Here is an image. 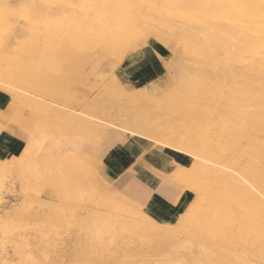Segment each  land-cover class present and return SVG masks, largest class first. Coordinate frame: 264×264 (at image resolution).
<instances>
[{"label":"rangeland","instance_id":"rangeland-1","mask_svg":"<svg viewBox=\"0 0 264 264\" xmlns=\"http://www.w3.org/2000/svg\"><path fill=\"white\" fill-rule=\"evenodd\" d=\"M102 1H103V3H102ZM127 1H128V3H127ZM132 1L133 0H116V1L115 0H101V3H100V0L99 1L98 0H89V1H86V0H49V1L48 0H3V1H1L0 0V11L2 12V13L0 12L1 13V15H0V80L10 81L11 85L17 86L19 89H21L25 92H28V93L30 92L34 95H37L41 98H44L46 101H50L51 103L58 104L59 106L61 105L65 109L69 110L71 113H73V112L74 113H82L83 112L84 115H87L89 113L94 114L95 103L101 101L104 98V96L106 95V93L108 92V90H109V92L107 94H110L112 96L115 95L114 97L117 98L116 101L118 103H120L117 105V109L119 108L118 110H120V112H122L123 110L126 111L125 109L128 108V106H129L128 109L135 108L137 106V108H135V110H139V109L145 110V108H147V106L149 104H151V102L149 103L151 98L153 99L151 101H155V103L152 102L154 105L157 102V106H164V107L165 106L170 107V105L171 106H178V104L181 102L183 104L185 101L188 102L189 99L186 98L187 96H185L184 98L183 97L181 98V95L183 94V96H184L186 93L185 89L181 90L182 89L181 88L180 89L181 91L178 89L179 90V91L177 90L178 92L176 91L173 93V95L171 94L172 91H175L173 84L171 82V78L174 76V72L176 71L175 69L178 68L177 64L180 66L181 64L185 63L184 61L182 62V60H181L182 63L180 62V57L177 58V57H174V55H172V53L174 51H176V48L178 47V45H179V47L181 46V41H180L181 39L177 35L179 32V30L177 28L179 27V29H180L179 23H177V22H180V20H178V18L176 20L174 18H172L173 20L170 18H166V17H168L167 13L171 12L176 5L173 4L174 3L173 0H167V1L166 0H162V1L161 0H151V1L149 0L150 3L147 2L148 4L146 2H143L145 0H143V1L142 0H134L133 2ZM159 1H160V3H159ZM87 2H89V3H87ZM120 2H121L120 7L115 6V5H120ZM5 3H6V5H3ZM30 3H31V5H30ZM187 3H188V5H186ZM192 3L194 4L193 1L184 2L182 4V7L185 6L186 8L187 7L190 8L191 6L193 7L194 5H196V4L192 5ZM130 4H132V5H130ZM133 4L135 6H137L136 9H135V6H133ZM160 5L162 6V8L160 7ZM163 5H166L165 9L167 11L169 9L170 11L167 12L164 9ZM97 6H98V8H97ZM113 6L116 7L114 9L115 11L112 9ZM169 6L172 8H168ZM101 7L102 8L104 7L103 10L101 9ZM2 8H4V9H2ZM84 8H87V9H84ZM150 8H152V9H150ZM160 9H162V10H160ZM105 10H106V12H105ZM116 10H118V12H120V13L118 14L116 12ZM120 10H122V11H120ZM159 10H160V12H159ZM86 11H87V13H86ZM139 11H141V12L143 11L144 13L143 12L141 13ZM99 12L100 13L104 12V13L100 14ZM164 12H166V14ZM9 13L12 15L10 16ZM121 13H124V14L132 16V17L134 15H136L133 18L135 23H138L139 25L141 24L142 26H145L144 27L145 29L148 28L147 30H144L146 33L144 31H142L140 37H143V38H140L138 36L136 37V35H133V36L124 35L120 30L117 31L118 29L113 30V28H114V27L112 28L113 22L114 21L116 22L117 19L121 20V18H120ZM149 13H151L150 15H152L154 18L147 19V17H148L147 15ZM160 13H164L165 15H162ZM113 14H115V16ZM143 14H144V17H143ZM91 15H92V17L96 15V17L92 18ZM137 15H138V17H137ZM19 16H20V18H18ZM158 16H160V17H158ZM163 17L166 18V20H163L164 22L170 21V23L171 22L172 23L169 24V23L165 22L166 24H164V22L161 20V19H163ZM95 18L97 19V21L95 20ZM18 19H20V20H18ZM54 19H56L57 21ZM156 19H158V20L156 21ZM12 20L13 21L15 20V21L12 22ZM145 20H146V22H145ZM150 20H152V21H150ZM92 21H94V22H92ZM158 21L162 22V24ZM51 22L53 25H51ZM156 22H158L160 24V26H158L159 24L157 23L158 24L157 25ZM173 22H175L176 24H174ZM153 23H154V25H152ZM54 24H56V25H54ZM36 25H38V26H36ZM57 25H58V28H56ZM166 25L169 27L167 28ZM173 25H175V26L173 27ZM54 26H55V28H54ZM161 26H163V27H161ZM164 26H165V28H164ZM44 27H46V28H44ZM171 27L173 28V31H171V29H172ZM40 28H41V30H40ZM64 28H66L67 33L65 32L66 30ZM110 28H112V29L110 30ZM169 28H171V29H169ZM175 28H176V30H175ZM46 29H47V31H46ZM150 29H152V30L150 31ZM161 29H164V30L169 29L167 31L172 32L173 35H170L171 33H168L167 31H163ZM200 29H202V33H207V30L204 27V25L201 24L198 31H200ZM43 30L46 32H44ZM59 30L61 32L63 31L62 33L64 35H61L62 33H60ZM108 30H110V31H108ZM48 31H50V33ZM153 31H155V33ZM151 32H153L154 34L153 33H152L153 35L150 34ZM157 32H158V34H157ZM190 32L194 33V31L191 29H190ZM44 33L45 34L47 33V34L44 35ZM97 33L99 36L97 35ZM119 33H120V35H119ZM148 33H149V35L147 36ZM195 33H197V32H195ZM2 34H4V35H2ZM92 34H93V36H92ZM96 35L99 38L100 37L102 38V36L104 35L103 37H105L106 40L99 41V40H97ZM111 35L113 37L115 35L116 36L113 38V37H111ZM117 35L120 36V38ZM163 35H164V37H163ZM63 36H65L64 37L65 39L62 38ZM89 36H90V38H88ZM145 36L148 38L145 39L146 38ZM153 36H155V37H153ZM170 36H172V37H170ZM127 37H129V39ZM201 37H203V35ZM178 39H180V40H178ZM92 40H94V41H92ZM166 40H167V42H166ZM63 42H66V44ZM95 42H98V43H95ZM125 42L127 44H125ZM91 43H93V44L91 45ZM94 43L98 44L96 46H99V47H96ZM82 45H85L87 48L85 50H82ZM131 47H133V48H131ZM133 49H135V50H133ZM221 49L225 50V48L219 47V49H218V47L217 48L214 47V51L216 53H218V55H220V56H222L224 54V51L223 50L221 51ZM89 50H91V51H89ZM217 50H218V52H217ZM120 53H122V54L120 55ZM94 58L97 60H95ZM175 60H177L179 62H177V61L175 62ZM137 61H139V63H137ZM165 61H167L166 63L168 64V67H166L167 65L165 64ZM190 66L192 67V69H195V68L197 69L198 67H200V65L198 66V65H195L194 63H190ZM8 75L10 78L8 77ZM14 75L16 77L15 79H14ZM17 75L18 76L21 75V76H19V78H18ZM52 77H54V78H52ZM6 78H8V80ZM9 79H11V80H9ZM35 81H37V82L33 83ZM53 82H55V83H53ZM119 82H121L123 84V86L125 87V90H127V91H131V90L134 91L137 88L138 89L139 88H142V89L145 88L147 91H151L152 93L149 95L150 97H148V96L146 97V99L150 98L148 101V105H146L147 101H146V103L143 101L145 99V97H143V99L140 98L138 100L139 102H136L133 104L132 103H127V104L124 103L127 101L126 100L124 101L123 96L114 87L115 85H118ZM64 83H65V85H63ZM22 84H24V85H22ZM109 84H115V85H112V87H110ZM2 85L7 87L8 93L4 90H0V91H2L4 93L6 99H8L11 102L12 106L14 104L18 105L17 106L18 111L21 112L24 116L34 117V119L36 121L35 128H36V126L39 125L40 128H38L33 133V135L34 134L36 135V133H37L39 136V135L43 134L42 132H44L46 134L48 133V135L50 134L49 136L45 134L44 135L45 139H44V136L42 135L43 141H42L41 149L39 150L38 155L36 157V161L41 162V160L43 158L44 149L46 147V143L48 142V140H53V141L57 142L58 145L60 146L58 148V150L55 149L53 151L51 157L46 158V159L43 158L44 162L43 163L41 162L40 165L38 166V171L40 173L39 174L40 176L38 175V177H36V176L32 177V175L30 173L29 174L28 173H22L21 174V172H20L21 168H20V164H19L20 162L18 160L15 161V164H14V166L12 165V168L11 167L6 168L5 169L6 171L4 170V172L0 171V173L3 172L2 174H0V177L3 178V186H4V187L2 186L0 189V253H2V251H3L2 258L5 257L7 263H9V264H18L19 263V264H21V262H22L21 258H23V256L20 257L17 255H19V254L23 255L21 252L24 251L25 253L28 252L27 254H30V258L32 259L33 264H59V263L60 264H69L70 258H71L70 254H72L73 250L75 249V243L79 240V238H81V234H82L81 231H83L81 224L83 221L82 219L86 216V210L88 208H95L97 205L106 214H108L109 216H112L113 218L119 219L123 223H127L129 225H132L135 222H142L144 220L143 221L144 223L145 222L149 223L150 220H152L153 222H155L154 224H157L160 227H162L164 224H169L170 226H168V227H170V228L168 230H170V233L178 235V236L180 235L178 238L181 240H184V238H188V236H189V238L191 237L190 239L192 241L190 242V246L188 245L189 247H187V246H186L187 248L185 247L186 250L184 248H182V250L184 249V251H181L179 249L176 250L177 254L179 255L180 260H182L181 257L191 258L193 256V253L197 252V250H198L197 248H199V246H201L200 244H202V245L204 244L206 246H209L210 237H208V234L210 233L209 230H210L211 225H212L211 220L209 219V217H207L205 215L203 216L202 214H199V215L195 214L196 215L195 216L194 214L192 215V214L187 213V211H188L189 207H193L195 209L197 208V212L203 211L202 208H204L206 206V202L208 200L207 198L209 197L208 195L212 189H215V185H213L212 182L208 181L207 183H205V182L200 183V184H203V186L198 184V186L200 188L199 189L197 185L195 187H192L191 186L192 184H191V182L189 183V181H187L188 182L187 183V182H181V181L176 180L175 173L177 174V172H179L181 170H185V169L187 170L189 168V165H190L189 162H190L191 158L188 155L179 153L178 151H175L172 149L161 148L158 146L156 147V145H154V143L152 141H148L146 139L142 140V139L138 138V136H135V135L132 136V134L130 135V133H120V135H123V134L127 135V136L130 135L129 138H130L131 142L135 143L136 145H139L137 140L144 142L145 145H147V148H149V151L151 150L152 152L157 153L158 158L162 159V164L165 165V167L169 170L168 172H170V169L174 168L172 174L169 173V175L166 177L160 175L161 179L162 180L166 179L167 180L166 182H168L169 180H172L175 184V190L176 191L181 192V191L185 190V191H187V193L190 194V196H188V198L183 200V202L181 203L180 209L176 213L175 220H172L170 222H167V223L157 222L153 218L149 217L143 211L140 204H138L141 207L140 213L139 212L138 213H125V212H123L122 211L123 206H125V205L129 206L132 203V199H130V198L124 199L123 198L124 196L121 194L122 188L119 185L122 181L121 179L123 176H120L117 179L113 180V183L109 189L112 191L113 194H115V196L120 194L121 196H123L122 198L120 196L115 197L108 190L110 197L108 196V193H107V195H106L107 199H106V197L105 198L102 197L103 202H100L99 199H97V200L95 199L96 202L95 201L90 202L89 200L88 201L87 200H84V201H78V200L77 201H67V199H62V197H60L61 192L58 194V192L61 190V187L59 185L60 184L59 182L62 180L61 175H60L61 171H64V169H67L68 167H70V168L73 167L72 168L73 171L76 170L75 168H77L75 173H76V175L77 174L79 175L78 169L83 168L84 164H86L87 166H96V165L98 166L100 163V159L103 156V150L101 147L102 139L100 140L99 138L100 137L102 138V136L105 134L98 137L99 134L97 132L96 133L97 141H95L96 137L94 139H92L93 136H95V134H92V133H94L95 131L92 130V133H91V130H90V131H88V133L86 132L87 135H86V133L84 135V133L81 134L77 131V128H75V126L78 127V124L80 126L81 123H79L76 118H74V117L69 118L68 117L65 120L66 121L65 123H60L57 120V118L55 116H53V114H55V112L53 110L54 108L51 109L48 107L47 104H39V103H38L39 106L37 104H34V105L31 104L33 106H31V105L29 106V105H27V103L23 97H21L20 99H16L13 96V90H11L7 85H5L3 83H2ZM39 86H41V88ZM78 87H80V88H78ZM201 87L203 88V89L202 88L201 89L204 91L205 86L203 85ZM36 88H38L42 92L39 91L38 89L36 90ZM78 89H79V91H77ZM104 89L107 91L103 92L102 90H104ZM33 91H35V92H33ZM114 92H116V93L112 94ZM179 92H180V94H179ZM203 93L204 92H202L201 94H203ZM66 94H67V98H66ZM119 96H120V98H119ZM55 97H57V98H55ZM68 97H69V99H68ZM163 97H165V98H163ZM168 97L170 99H174V101L170 100L171 101L170 102ZM156 98H158V99H156ZM14 99L16 101H14ZM60 99H62V100L59 101ZM65 99H68V101ZM179 100H182V101H179ZM191 100L192 99H190V101ZM200 100H201V98H200ZM200 100L199 101L196 100V103H194V106H193V103L192 104L190 103L192 111L193 110L197 111L198 109L201 108V106L204 105L202 103V101H200ZM140 101L142 104L140 103ZM164 102H165V105H163ZM174 102L175 103L177 102L176 103L177 105ZM191 102H193V101H191ZM198 102H200V103H198ZM220 102H221V100H217L216 106L219 109L217 110L218 112L216 111L217 113L215 112V114L218 117L220 116L219 119H216L218 117L213 113L211 116L213 117V115H214L215 121L212 120L213 119L212 117L210 119H207L208 122H205L206 120L205 121L202 120L204 124L207 123L206 126L210 125V123H209L210 120L213 121L212 122L213 124L211 123V125H214L215 130H211V128H209V127L207 128L206 126L203 127L202 123H198L200 125L202 124V126L200 127L198 124H196L197 121L195 120L196 122H194L193 119H191L188 128L185 129L184 124H186V123H181V122L178 123L174 120V118L172 116H170V117H172L170 119L169 115H168L169 118L165 117L164 120L162 119L163 122H161V125H160L161 128L163 127L162 129L159 126V124H160L159 121H162L161 120L162 117L160 118V120H157L159 123H156L157 121L154 122V124L156 126L154 124L153 125L156 128L159 126L158 129L160 128V130H163L164 127L166 128L168 125L170 126V124H171V127H173V128L175 127V129L177 128V130L179 132H182L184 130L187 131V129H193L194 124H195V128H197L196 126H199L198 127V129H199L198 133H200L199 137H200L201 143L204 144L205 141L207 142L209 140L207 143L209 144V142H210L211 144H209V145L204 144V146L205 147L210 146L209 148L208 147H206V148H208L209 150H212V151H214V150L216 152L221 151L218 153L220 155H222V159L224 161H226V162H224L221 159L219 162H216L215 164L218 166V168L219 167H220L219 169L228 168L227 171L229 173H232V174L235 173L234 176L238 177L237 174L239 175V173L237 171H233V172L231 171L234 168L233 166H231V161L233 158L236 159L237 157H239V155L243 151H245L243 149H246L249 146H246L245 144L241 143V144L245 145V148L241 149L240 146H242V145L237 144V145H234L235 148L230 146V148H232V149H230L228 147L229 145L224 144V142L227 143L226 140L224 142H222L220 140L221 139L220 135L223 132V128H222L223 125H219V124H220V122H223L225 120V119H221V116H222V118H226V113H225V111H223L224 110L223 104L222 103L219 104ZM217 103L219 104V106ZM128 104H130V105H128ZM181 104H179V105H181ZM197 104H198V107H197ZM201 104H203V105H201ZM139 105H140V107H139ZM120 106H122V107H120ZM123 106H124V108L126 106V108L124 109ZM155 106H153L152 104L149 105V108L146 109V111L149 110L148 112H151L150 110H152L153 112H156L153 110V109H155ZM46 107H48V109H46ZM220 107H222V108H220ZM117 109L115 110L116 112H118ZM45 110L47 113H45ZM88 110H91V111H88ZM220 110H221V112H220ZM37 111H40L42 113H40V114H39V112L36 113ZM87 111H88V113H87ZM193 112H195V111H193ZM221 113H223L224 115H222ZM219 114H221V115H219ZM120 115H122V114L118 113L116 116H120ZM133 117H135V116H133ZM92 121L93 122L95 121L93 126H97V125L102 126L100 120H98L97 118L96 119L92 118ZM167 121L170 124H168ZM191 122H192V124H191ZM0 123L3 126L2 127L3 129H5V130H7L13 134V118H12V121L9 120L5 124V120H4V118H2V113H0ZM72 124H73V126H72ZM166 124H167V126H166ZM45 126H50L54 130L52 129L51 130L52 132L51 131L46 132L47 130H45V128H44ZM216 126H217V128H216ZM200 128L201 129L207 128L208 133L212 136H210L207 132L204 133L203 132V131H205L204 129L202 130V132H203L202 133ZM40 129H42V130H40ZM109 131L117 133L116 131H114V129H109ZM218 132H220V133H218ZM217 133H218V135L215 136V134H217ZM16 134H17V136H19L23 139V137L19 133H16ZM88 134H90V135H88ZM204 134L207 135V138ZM33 135H32V137H33ZM91 135H92V137H91ZM29 136H30V134H29ZM51 136H53V137H51ZM61 136L63 139H64V136H65V138L67 137L66 140H68L69 142L61 139L60 138ZM68 137H71V138H68ZM79 137L81 139H79ZM201 137H202V139H201ZM215 137L219 138V139H216ZM74 139H76V140H74ZM213 139L215 141H213ZM28 140L24 143V146L27 144ZM91 140H93V141H91ZM23 141H24V139H23ZM73 141H74V143L78 142V144L80 146L77 149H74V147H73L72 152H74V153H70V155H69L67 152L69 151V149L73 145H75L73 143ZM202 141H204V142H202ZM64 144H67V145H64ZM222 144H223V146H222ZM224 146H225V148H224ZM219 148H222V149L219 150ZM226 148H227V150H226ZM237 148H238V150H240V151L242 150V151L239 152L237 150L239 152L238 153L237 151H235V149H237ZM145 150H146V148H144L142 150L143 151L142 156H146V153L148 151L145 152ZM226 151L228 153H230V155L226 154L227 153ZM232 151H233V153H232ZM74 154H75V156H74ZM233 154H234V156H232ZM235 154L236 155L239 154V155L237 157H235L236 156ZM21 155H22V152L18 156H15V157L20 158ZM225 155H229L230 157L225 156ZM65 156H68V157H65ZM70 156H71V158H70ZM224 156L226 157L225 159H224ZM227 158H228V160H227ZM68 159H70V161H75V162H71V164H72L71 165L70 162L68 161ZM3 160H6V159H0V161H3ZM75 163H77V164H75ZM81 163L83 165H81ZM79 165H80V167H78ZM86 165L84 167H86ZM221 170H224V169H221ZM129 175L131 176L132 174H129ZM25 179H27L28 181H26ZM126 180H127V182H126V184H127L128 182H130L131 179H126ZM178 182H180V183H178ZM185 183H187V185ZM115 186L117 187V189L114 190ZM201 187H203L202 188L203 191H202ZM208 189H209V193H208ZM195 190L197 191L196 193L193 192ZM26 191L28 193H26ZM204 191H206L207 193ZM110 194H112V195H110ZM189 197H190V199H189ZM202 197H204V200ZM60 199H62V201H60ZM191 199H192V201H191ZM193 199H194V201H193ZM198 202L201 204H199ZM233 202H235V201H233V199H230V201H228L226 203H228V205H230V207H231V205L233 207ZM182 205L185 206V208ZM181 213H183V214H181ZM189 216H190V218H189ZM141 218H142V220H141ZM182 218H183V220L186 218L187 219L189 218L188 220L186 219L188 222L185 220L183 223ZM147 220H149V221L147 222ZM7 221H9L10 223H8ZM194 221L198 222L200 228H196L195 230L192 228ZM176 222H177V224H176ZM190 223H192V224H190ZM10 224H11V226H9ZM184 224H186L185 227L183 226ZM249 224L250 223H248L246 225V229H245L247 236L244 235L245 237H248L246 243L240 240L239 237L242 234H240V232L238 233V230L228 226L229 231L232 230L234 232V235L237 236V239L235 240L236 248H235L234 252L237 254V256L241 260H243L244 264H264V218L262 216L259 217V219L257 220V226L255 229H253V223L251 225H249ZM15 226L18 227L19 229L16 228ZM173 226H174V228H171ZM2 227L6 228V230L14 232L18 236L17 235L16 236L11 235V233L10 234L9 233L4 234ZM80 227H81V229H79ZM184 229L188 232L187 235H186V231ZM182 231L185 234L182 233ZM253 231H254V233H253ZM79 233H81V234H79ZM182 234H184V235H182ZM111 236L109 235V237H108V234L106 235V237H108V238H106L105 241L109 240L111 245L109 244V242H108L109 245L106 243L107 244V247H106L107 250H105L103 252L104 253V255H103L104 260H102L103 264H118V263L119 264H123V263L124 264H143V263H145V264H158V262H160L159 256L155 255L157 253H155V254L145 253L144 254L141 251L142 249H140L141 245H140L139 241H137V239L135 237L128 236V234L125 235L123 233H121L119 235H115V237L112 236V237H114L113 239ZM116 236H117V238H116ZM13 237H15V238L17 237L16 240L21 239L22 241L25 240V242L28 241L29 243L24 244L25 247H24V245H22L21 247L23 248V250L20 251L18 249L19 250L18 251L16 248H14V246L12 244ZM22 241L20 242V244L22 243ZM187 249H189V250H187ZM185 251H187L188 253ZM192 251H193V253H191ZM183 253H184V255H183ZM32 256H33V258H32ZM40 256H41V258H40ZM127 256H129L128 257L129 262H127L128 261V259L126 258ZM186 256H188V257H186ZM102 259H103V257H102ZM35 261H36V263H35ZM123 261H125L126 263ZM184 264H186V262H184ZM187 264H190V263H187Z\"/></svg>","mask_w":264,"mask_h":264},{"label":"bare ground","instance_id":"bare-ground-1","mask_svg":"<svg viewBox=\"0 0 264 264\" xmlns=\"http://www.w3.org/2000/svg\"><path fill=\"white\" fill-rule=\"evenodd\" d=\"M1 1H3V0H1ZM86 1H89V0H86ZM188 1H193L194 4H196V5H194L192 3V5H194L192 7L190 5L191 4L190 3L189 4L191 6L190 8H188V7L186 8L185 6L182 7V4L184 2H188ZM143 2L147 3V2H149V0L148 1L145 0ZM173 2H174L173 4L176 6L173 8V10L171 12H168L170 10L168 9V11H167L165 9L166 5H163L164 9L168 12L167 13L168 17H166V18H170V19L174 18L175 20L178 18V20H180V22H177V23H179V26H180V29H179V27L177 28L179 30L177 35L181 39V40L178 39L181 41V46L179 47V45H178L177 48L175 47L176 51H174L172 53V55H174V57H177V58L180 57V62L182 60V62L184 61L185 63L181 64L180 66L177 64L178 68L175 69L176 71L174 72V76L171 78V82L173 84L175 91H172L171 94L173 95V93L176 92L178 89L179 90L181 88H182L181 90L185 89L186 93L183 96V94H182L183 92H182L181 98L182 97L184 98L185 96H187L186 98L189 99L188 102L190 101V99H192L191 101H193V102L190 101L188 103L185 101L187 103L186 104L183 101L184 104L182 102H181L182 103L181 104L176 100L181 105H179V104H178V106H171L170 105V107L157 106V102H156V104H155L156 106H155L153 104V103H155V101H151V100H153L152 98L150 101H149L150 98L146 99L147 96L150 97L149 95L152 93L151 91H147L145 88H143V89L137 88L134 91L133 90L127 91V90H125V87L123 86V84L121 82H119L118 85H115V84H109V85H110V87H112V85H115L114 87L123 96L124 101L125 100L127 101L124 103H126V104L132 103L133 104V103L139 102L138 100L140 98L143 99V97H145V99L143 101L145 103L147 101L146 105H148V101H149V103L151 102V104L153 106H155V109H153V110L156 112H153L152 110H150L151 112H148L149 110L146 111V109H148L149 105H151V104H149L147 106V108H145V110H140V109L135 110V108H137V106L135 108H131V109H128L129 106H128V108H126V106H125V108H126L125 109L123 106V108L126 111L123 110L122 112H120V110H118L119 108L117 109V105L120 103H118L116 101L117 98L114 97L115 95L112 96L110 94H107L109 92V90H108V92L106 93L104 98L101 101L96 102L95 106L93 105L95 108V112H94V114L89 113L91 115L90 116L89 114L84 115L83 112L82 113H74V112L71 113L69 110L65 109L61 105L59 106L58 104L51 103L50 101H46L44 98H41V97L34 95L30 92L29 93L25 92V91L19 89L17 86L11 85L10 81L0 80V83L7 85L11 90H13V96L16 99H20L21 97H23L25 99L27 105H29V106L31 104H33V105L37 104L38 105V103H39V104H47L48 107L51 109L54 108L53 110H54L55 114H53V116H55L60 123H65L66 122L65 120L68 117L69 118H72V117L76 118L78 120V122L81 123L80 126H79V124H78V127L75 126V128H77V131L81 134L84 133V135L86 132L88 133V131H90V130H91V133H92V130L95 131L94 133H92V134H95V136H93V138H92V139H94L96 137L95 141H97V135H96L97 132L99 134L98 137H100L101 135H103L105 133H110L111 131H109V129H114V131H116L117 134L130 133V135L132 134V136L133 135L138 136V138H140L142 140L146 139L148 141H152L154 143V145H156V147L158 146L161 148H168V149L178 151L179 153L188 155L191 158L190 162L188 161L190 164L189 168L187 170L185 169L186 171L181 170V171L177 172V174L175 173L176 180L181 181V182L189 181V183L191 182L192 187H195L196 185L198 186V184H200V183H204V182L207 183L208 181L212 182L213 185H215V189H212L210 193H209V189H208V193H209L208 196L209 197L207 198L208 200L206 202V206L204 208H202L203 211L197 212V208L195 209L193 207H189V209L187 211V213L192 214V215L193 214L194 215L195 214L196 215L202 214L203 216L205 215V216L209 217V219L211 220V223H212L211 228L209 230L210 233L208 234V237H210L209 246H206L204 244L203 245L200 244L201 246H199V248H197L198 249L197 252H195V253H193V251L191 252V253H193V256L191 255L192 256L191 258H183V257H181L182 256L181 255L180 257L182 258V260H180L179 255L176 252V250H178V249L181 251H184V249L186 250V248L190 246V242L192 241L190 239L191 237L189 238V236H188V238H184V240L179 239L178 237L180 235L178 236V235L170 233V230H168L170 228V227H168V226H170L169 224H164L162 227H160L157 224H154L155 222H153L152 220H150L149 223H146V222L144 223L143 222L144 220H143L142 221L143 223L142 222H135L134 224L129 225L127 223H123L119 219H116V218H113L112 216H109L97 205L95 208H88L86 210V216L82 219L83 220L82 224L80 223L82 225V228H83L82 229L83 231H81L82 234L79 233V234H81V238H79V240L75 243V249L73 250L72 254H70L71 258H70L69 264H103V261H102V260H104V256H103L104 253L103 252L105 250H107L106 247H107V244L109 242V240L105 241L106 238H108L109 235L110 236L112 235L115 237V235H119L121 233H123L125 235L128 234V236L135 237L137 239V241H139V243L141 245L140 249H142L141 251L144 254L145 253H150V254L157 253L155 255L159 256V258H160V262H158V264H184V262H186V264L187 263H190V264H244L243 260H241L237 256V254L234 252L235 248H236L235 240L237 239V236L234 235V232L232 230L229 231L228 226L238 230V233L240 232V234H242L239 237L240 240L246 243V241L248 239V237H245V236H247L246 235L247 233L245 231L246 225L248 223H250L249 225H251L253 223V229H255L257 226V220L259 219V217L262 216L264 218V0H173ZM87 3H89V2H87ZM100 3H101V0H100ZM102 3H103V1H102ZM127 3H128V1H127ZM159 3H160V1H159ZM3 5H6V3ZM30 5H31V3H30ZM130 5H132V4H130ZM186 5H188V3ZM115 6L120 7L121 2H120V5H115ZM133 6H135V5L133 4ZM170 6L168 8H172ZM160 7L162 8L161 5H160ZM97 8H98V6H97ZM103 8L101 7L102 10H103ZM115 8L116 7L113 6L112 9L114 10ZM136 8H137V6H135V9ZM2 9H4V8H2ZM84 9H87V8H84ZM150 9H152V8H150ZM160 10H162V9H160ZM160 10H159V12H160ZM120 11H122V10H120ZM105 12H106V10H105ZM116 12L118 14L120 13V12H118V10H116ZM139 12H141V11H139ZM1 13H0V15H1ZM86 13H87V11H86ZM102 13H104V12H101L100 14H102ZM164 13L166 14V12H164ZM164 13H160V14L165 15ZM150 14L151 13H149L147 15L148 16L147 19L154 18ZM11 15L12 14H10V16ZM113 15L115 16V14H113ZM135 16L136 15H134L132 17V16L126 15L124 13H121V17H120L121 20L117 19L116 22L115 21L113 22V26H112V28L114 27L113 30L118 29L117 31L120 30L124 35H127V36L136 35V37L137 36L140 37L142 31L147 30L148 28L145 29L144 28L145 26H142L141 24L139 25L138 23H135V21L133 20V18ZM160 16H158V17H160ZM91 17H92V15H91ZM93 17H96V15ZM137 17H138V15H137ZM143 17H144V14H143ZM18 18H20V16ZM166 18L163 17V19H161V20L162 21L166 20ZM18 20H20V19H18ZM54 20H56V19H54ZM95 20L97 21L96 18H95ZM157 20L158 19H156V21ZM14 21L12 20V22H14ZM150 21H152V20H150ZM160 21H158V22H160ZM92 22H94V21H92ZM145 22H146V20H145ZM158 22H156V24ZM165 22H167L169 24L172 23V22L170 23V21H165ZM165 22H164V24H166ZM160 23L162 24V22H160ZM173 23L176 24L175 22H173ZM201 24L204 25V27L207 30V33H202V29H200V31H198ZM51 25H53L52 22H51ZM54 25H56V24H54ZM152 25H154V23ZM36 26H38V25H36ZM158 26H160V24ZM174 26L175 25H173V27ZM161 27H163V26H161ZM166 27L168 28L169 26L166 25ZM44 28H46V27H44ZM54 28H55V26H54ZM56 28H58V25ZM112 28H110V30ZM164 28H165V26H164ZM171 28H169V29H171ZM64 29L66 30V28H64ZM169 29H167V30H169ZM190 29L193 30L194 33H191ZM40 30H41V28H40ZM110 30H108V31H110ZM151 30L152 29H150V31ZM161 30L167 31L164 29H161ZM175 30H176V28H175ZM46 31H47V29H46ZM46 31H44V32H46ZM171 31H173V28L171 29ZM48 32L50 33V31H48ZM62 32L60 31V33H62ZM65 32L67 33V30ZM153 32L155 33V31H153ZM153 32H151L150 34H152ZM195 32H197V33H195ZM168 33H171L170 35H173L172 32H168ZM46 34L44 33V35H46ZM157 34H158V32H157ZM2 35H4V34H2ZM61 35H64V34L62 33ZM97 35H98V33H97ZM119 35H120V33H119ZM148 35H149V33L147 34V36ZM202 35H203V37H201ZM92 36H93V34H92ZM98 36H97V40H99V41L106 40L105 37H103L104 35L102 36V38L101 37L99 38ZM64 37L65 36H63L62 38L65 39ZM111 37H113V36L111 35ZM118 37L120 38V36H118ZM153 37H155V36H153ZM163 37H164V35H163ZM170 37H172V36H170ZM88 38H90V36ZM127 38L129 39V37H127ZM140 38H143V37H140ZM147 38L148 37H146L145 39H147ZM92 41H94V40H92ZM66 42H63V43L66 44ZM166 42H167V40H166ZM95 43H98V42H95ZM92 44L93 43H91V45ZM125 44H127V43L125 42ZM96 45H98V44H95V46ZM96 47H99V46H96ZM214 47H216V48L218 47V49H219V47L225 48V50L221 49V51L222 50L224 51V54L222 53L223 54L222 56L218 55V53H216L214 51ZM86 48L87 47L85 45H82V50H85ZM131 48H133V47H131ZM133 50H135V49H133ZM89 51H91V50H89ZM217 52H218V50H217ZM121 54L122 53H120V55ZM95 60H97V59H95ZM177 60H175V62ZM166 62L167 61H165V64L167 65L166 67H168V64ZM177 62H179V61H177ZM190 63H194L195 65H198V66L200 65V67H198L197 69L195 68L196 70L192 69V67L190 66ZM19 76H21V75H19ZM19 76H18V78H19ZM8 77H9V75H8ZM15 78L16 77L14 75V79ZM52 78H54V77H52ZM6 79L8 80V78H6ZM9 80H11V79H9ZM36 82L37 81H35L33 83H36ZM53 83H55V82H53ZM22 85H24V84H22ZM63 85H65V83ZM203 85L205 86L204 91L202 90L203 88L201 87ZM39 87L41 88V86H39ZM78 88H80V87H78ZM37 89L38 88H36V90ZM39 91H41V90H39ZM77 91H79V89ZM102 91L104 92L107 90L104 89ZM33 92H35V91H33ZM202 92H204V93L201 94ZM115 93L116 92H114L112 94H115ZM179 94H180V92H179ZM165 97H163V98H165ZM199 97L201 98V100ZM55 98H57V97H55ZM66 98H67V94H66ZM119 98H120V96H119ZM68 99H69V97H68ZM68 99H65V100L68 101ZM156 99H158V98H156ZM168 99H169V101L170 100L174 101V99H170L169 97H168ZM61 100L62 99H60L59 101H61ZM196 100L202 101V103L204 105L201 104L203 106H201V108L198 109L197 111L193 110V111H195V112H193L191 110L190 103L191 104L193 103V106H194V103H196ZM217 100H221V102L219 104H221V103L223 104V109H224L223 111H225V113H226V118H222V116H221V119H225V120L224 121L222 120L223 122L219 121L220 124L217 122L219 125H223V127H222L223 132L221 131L222 133L220 135L221 136L220 140L222 142H224L226 140L227 143L224 142V144L229 145L228 146L229 148H230V146L234 147V145H237V144L242 145V146H240L241 149L245 148V145L249 146L246 149H243L245 151H243L240 155L238 154L239 157H237L238 155L235 154L236 155L235 157H237V158L236 159L233 158L234 160L232 159V161H231V166L234 167L231 171L232 172L237 171L239 173V175L236 173L238 177L234 176L235 173H233V174L229 173L227 171L228 168H221L224 170L219 169L220 167L218 168V166L215 163L219 162L222 159V155H220L218 153L221 151L216 152L215 150L214 151L209 150L208 148L210 146L209 147L206 146L208 148H206L204 146V144H206V145L208 144L207 142L209 140L207 139L208 140L207 142L204 140L205 143L202 144L200 137H199L200 133H198L199 132L198 127L199 126L201 127L202 124L204 127L207 124V123L204 124L202 120H204V121L206 120L205 122H208L207 119H210L212 117L211 115L213 113L215 114V112L219 109L216 106ZM179 101H182V100H179ZM140 103H141V101H140ZM198 103H200V102H198ZM219 104H218V106H219ZM33 105H31V106H33ZM128 105H130V104H128ZM163 105H165V102L163 103ZM48 107H46V109H48ZM120 107H122V106H120ZM139 107H140V105H139ZM197 107H198V104H197ZM220 108H222V107H220ZM116 109L118 110V112L115 111ZM88 111H91V110H88ZM88 111H87V113H88ZM38 112H39V114L42 113L40 111H37L36 113H38ZM220 112H221V110H220ZM45 113H47L46 110H45ZM118 113L119 114L121 113L122 115L116 116ZM221 114L224 115L223 113H221ZM221 114H219V115H221ZM168 115H169V117L172 116L174 118V120L178 123H180V122L186 123V124H184L185 129L188 128L191 119H193L194 122L197 121L196 124H198V123H202V124L201 125L198 124L199 126H196L197 128H195V124H194L193 129H187V131L184 130L182 132H179L177 130V128L175 129V127L174 128L171 127V124L167 121L168 124H170V126L169 125L167 126V124H166L167 127L166 128L164 127L163 130H160L161 122H163L164 118L168 117ZM133 116H135V117H133ZM172 117H170V119ZM219 117L216 119H219ZM92 118H95V119L97 118L98 120H100L102 126H100V125L93 126L95 121L93 122ZM160 118H161V120L162 119L163 120L159 121L160 122V124H159L160 128L158 129L159 126L156 128L155 127L156 125L154 124V122L157 120H160ZM212 118H213L212 120L215 121L214 115ZM210 121H209L210 125L206 126V127L211 128V130H215L214 125H211V123L213 121H211V122ZM159 122L157 121L156 123H159ZM191 124H192V122H191ZM72 126H73V124H72ZM38 128H40L39 125L36 126L35 131ZM44 128H45V130H47L46 132H50L53 129L50 126H45ZM207 128L206 129L203 128L205 130V131H203L204 133L205 132L208 133ZM216 128H217V126H216ZM42 129H40V130H42ZM203 129L200 128L201 132ZM42 133H43L42 134L43 136L46 134L44 132H42ZM87 133H86V135H87ZM218 133H220V132H218ZM218 133L215 134V136L218 135ZM90 134H88V135H90ZM42 135L38 136L37 133H36V135H34V138L30 141L28 147L23 151L20 158L19 157H11V158H8L6 160L0 161V171L4 172V170L6 168H10V167L12 168V165L14 166L15 161L18 160L20 162L19 164H20V168H21V171H20L21 174L22 173H28V174L30 173L32 175V177L33 176L38 177V175L40 174L38 171V166L40 165L41 162L36 161V155H37V152L39 151V149L42 145V141H43ZM46 135H48V133ZM130 135H129V137H130ZM205 136L207 138V135H205ZM210 136H212V135H210ZM51 137H53V136H51ZM91 137H92V135H91ZM60 138L63 139L62 136ZM68 138H71V137H68ZM44 139H45V136H44ZM66 139H67V137L65 138V136H64L63 140L65 141ZM79 139H81V138L79 137ZM99 139L101 140V137ZM201 139H202V137H201ZM214 139H213V141H215ZM216 139H219V138H216ZM74 140H76V139H74ZM66 141L69 142L68 140H66ZM91 141H93V140H91ZM204 141H202V142H204ZM73 143H74V141H73ZM241 143H243L245 145H243ZM74 144L75 145H73L69 149V151L67 152L69 155H70V153H74V152H72L73 147H74V149H77L80 146L78 144V142H76ZM209 144H211V143L209 142ZM64 145H67V144H64ZM222 146H223V144H222ZM224 148H225V146H224ZM238 148L235 149V151H237ZM220 149H222V148H219V150ZM230 149H232V148H230ZM226 150H227V148H226ZM238 151L241 152L242 150L241 151L238 150ZM232 153H233V151H232ZM226 154L230 155V153H228V152ZM229 155H225V156L230 157ZM74 156H75V154H74ZM225 156H224V159L226 158ZM232 156H234V154ZM65 157H68V156H65ZM70 158H71V156H70ZM227 160H228V158H227ZM68 161L70 162V164H71V162H75V161H70V159H68ZM222 161H224V160L222 159ZM224 162H226V161H224ZM75 164H77V163H75ZM81 165H83V164L81 163ZM85 165L86 164L83 165V168L78 169L79 175L78 174L76 175V173H75L77 168H75L76 170L73 171V169H72L73 167L72 168L68 167L67 169H64V171H61L60 175H61V179H62L61 181L62 182L61 181L59 182L61 190L58 192V194L61 192L60 197H62V199H67V201H77V200L78 201H84V200L88 201L89 200L90 202H94V201L96 202V200L99 199L100 202H103L102 197H104V198L106 197V199H107L106 195H107L108 190L110 189V187L113 183V180L112 181L108 180L105 177V175L100 171V169L97 165L96 166H87L86 165V167H84ZM78 167H80V165ZM3 172H1L0 174H2ZM25 180L28 181L27 179H25ZM178 183H180V182H178ZM187 183H185V184L187 185ZM200 185L203 186V184H200ZM2 186H3V178L0 177V189ZM198 188H199V186H198ZM202 188L203 187H201V189ZM115 189H117L116 186L114 187V190ZM202 191H203V189H202ZM109 192L112 193L111 190H109ZM193 192L196 193L197 191L195 190ZM204 192H206V191H204ZM26 193H28V192L26 191ZM112 194H110V195H112ZM113 195L115 196V194H113ZM108 196H109V193H108ZM116 196H120L121 198L123 197L120 194H118ZM123 198L125 199L128 197L124 196ZM202 198L204 200V197H202ZM62 199H60V201H62ZM189 199H190V197H189ZM230 199H233V201H235V202H233V207H232V205L230 207V205H228V203H226V202L230 201ZM191 201H192V199H191ZM193 201H194V199H193ZM199 204H201V203H199ZM183 207L185 208V206H183ZM122 211L125 213H138V212L140 213L141 207L135 201L132 200L131 205L123 206ZM181 214H183V213H181ZM189 218H190V216H189ZM186 219L183 220V218H182L183 223ZM141 220H142V218H141ZM148 221L149 220H147V222ZM7 222L10 223L9 221H7ZM11 224L9 226H11ZM176 224H177V222H176ZM190 224H192V223H190ZM183 226L185 227L186 224H184ZM16 228H18V227H16ZM171 228H174V226ZM192 228L194 230L196 228H200L197 221H194ZM79 229H81V227ZM3 232H4V234L5 233L10 234L11 233V235H15V236L17 235L12 231L6 230V228H3ZM182 233H184V232L182 231ZM187 233L188 232L186 231V235H187ZM253 233H254V231H253ZM107 234H108V237H106ZM184 234H182V235H184ZM114 237H112V239ZM14 238L15 237H13L12 244H13L14 248H16L17 250L19 249L20 251H22L23 248L21 246L26 244V243L27 244L29 243L28 241L25 242V240L22 241L21 239L16 240L17 237L15 239ZM116 238H117V236H116ZM21 241H22V243L20 244ZM109 244H110V242H109ZM24 247H25V245H24ZM182 248H184V249L182 250ZM187 250H189V249H187ZM185 252H187V251H185ZM2 253H3V251H2ZM2 253H0V264H5V263L9 264L6 262V259L4 256H3L4 258H2ZM21 253L23 255H20V254L17 255L20 257L23 256V258H21L22 259L21 264H33V261L30 258V254H27L28 252L25 253L24 251H22ZM183 255H184V253H183ZM102 257H103V259H102ZM128 257L129 256H127L126 258L128 259ZM186 257H188V256H186ZM32 258H33V256H32ZM40 258H41V256H40ZM123 262H125V261H123ZM127 262H129V259ZM35 263H36V261H35ZM143 264H145V263H143Z\"/></svg>","mask_w":264,"mask_h":264},{"label":"crops","instance_id":"crops-1","mask_svg":"<svg viewBox=\"0 0 264 264\" xmlns=\"http://www.w3.org/2000/svg\"><path fill=\"white\" fill-rule=\"evenodd\" d=\"M0 90L8 93L7 87L2 83H0ZM17 106L16 104L12 106L4 93L0 91V113H2L5 124L13 118V134L3 129L0 123V159H8L23 153L35 135H33L36 123L34 117L24 116L18 111ZM16 133H19L24 141ZM101 139L103 156L98 167L105 177L112 181L123 176L119 185L122 188L121 194L140 204L143 211L157 222L167 223L174 220L181 203L190 196L185 190L181 192L175 190L177 194L174 198L162 195L163 188L166 186L175 188V184L172 180L168 182L166 179L162 180L160 175L166 177L169 173H173L174 168L168 172L169 170L162 164V159L158 158L157 153L149 151L142 141L136 139L139 145L132 143L127 135L110 132L105 133ZM59 147L57 142L48 140L43 158L51 157L53 151L58 150ZM144 148H146L145 152L148 151L146 156H142ZM126 179L131 180L126 184Z\"/></svg>","mask_w":264,"mask_h":264},{"label":"snow or ice","instance_id":"snow-or-ice-1","mask_svg":"<svg viewBox=\"0 0 264 264\" xmlns=\"http://www.w3.org/2000/svg\"><path fill=\"white\" fill-rule=\"evenodd\" d=\"M137 63H139V61H137ZM161 193L162 195L171 196L172 198H174L177 194L174 186H166L161 190Z\"/></svg>","mask_w":264,"mask_h":264}]
</instances>
